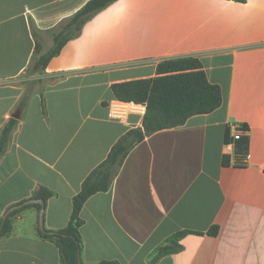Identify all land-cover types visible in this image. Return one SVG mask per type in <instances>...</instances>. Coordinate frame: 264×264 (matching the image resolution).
Segmentation results:
<instances>
[{
    "label": "crops",
    "instance_id": "0c3cea01",
    "mask_svg": "<svg viewBox=\"0 0 264 264\" xmlns=\"http://www.w3.org/2000/svg\"><path fill=\"white\" fill-rule=\"evenodd\" d=\"M89 1L0 0V136L28 82L42 85L0 160V222L35 205L7 215L43 186L55 194L44 229H64L87 176L121 137L142 127L145 106L110 119L117 101L111 86L154 78L165 61L196 58L220 86L222 106L131 151L111 189L82 209V261L264 264V0H118L42 74L28 75L36 45L46 54ZM239 127L247 152L226 155ZM40 212L31 206L13 215L12 231L0 237V264H62L57 246L39 235ZM174 241L182 250L157 258Z\"/></svg>",
    "mask_w": 264,
    "mask_h": 264
},
{
    "label": "trees",
    "instance_id": "16d2710c",
    "mask_svg": "<svg viewBox=\"0 0 264 264\" xmlns=\"http://www.w3.org/2000/svg\"><path fill=\"white\" fill-rule=\"evenodd\" d=\"M118 0H90L74 14L63 25L62 29L54 35V46L43 55L36 45L32 64L27 70L28 75L43 72L50 60L60 54L62 48L70 40L77 38L86 23L92 20L97 14L110 7ZM244 2L245 0H234ZM31 33L37 38L39 31L30 21ZM34 87L27 85L25 93L20 100L17 112L22 115L28 107L33 95ZM114 98L123 103L145 106L142 127L129 130L111 148L107 158L99 164L82 183L80 192L73 198L72 213L68 225L58 231L39 229V235L48 241L53 242L61 256L62 264H82L83 241L81 228L85 222L81 212L88 200L98 194L108 192L127 157L131 151L146 137L152 134L184 125L189 118L196 115L210 114L222 106V91L220 86L210 83L207 74L203 69L200 60L196 58H184L162 62L157 67V75L150 79H141L123 83H115L111 86ZM43 113L46 115L45 101L42 102ZM19 119L11 117L0 136V160L4 155L10 137L14 132ZM242 128V127H241ZM246 131V129L242 128ZM248 149V138L242 137L236 142L235 153L243 156ZM55 196L50 189L40 186L29 200L43 201L44 205H31L39 211L45 210L49 199ZM9 214L0 222V237L8 235L13 224L11 218L14 214L29 208ZM219 228L213 227L208 235L215 237ZM180 233L177 237L184 236ZM182 245L177 241L161 247L157 258L179 253ZM100 264H120L116 261H103Z\"/></svg>",
    "mask_w": 264,
    "mask_h": 264
},
{
    "label": "built area",
    "instance_id": "2783aa9c",
    "mask_svg": "<svg viewBox=\"0 0 264 264\" xmlns=\"http://www.w3.org/2000/svg\"><path fill=\"white\" fill-rule=\"evenodd\" d=\"M143 107V105H141ZM136 106V104H127L119 101H114L109 104V117L110 119H125L128 113L132 112L133 110L142 111L143 108ZM246 131L242 130L241 127L237 128L235 131L234 136L228 141L225 145L224 152L226 155H232L235 153L236 142L240 140ZM248 157V156H247Z\"/></svg>",
    "mask_w": 264,
    "mask_h": 264
},
{
    "label": "water",
    "instance_id": "95a60500",
    "mask_svg": "<svg viewBox=\"0 0 264 264\" xmlns=\"http://www.w3.org/2000/svg\"><path fill=\"white\" fill-rule=\"evenodd\" d=\"M19 116H20V114L19 113H16L14 115V118L18 119ZM30 204H41V205H44L43 201H40V200H30V201L24 202V203H22V204H20L18 206L13 207L12 209H10L8 211L7 215L10 212L14 211V210H18V209H20V208H22V207H24L26 205H30ZM43 214H44V210L42 209L41 212H40V228H41V230H44V222H43L44 221V218H43ZM156 261H157V259H155L152 264H154ZM79 263L82 264V262H81L80 259H79Z\"/></svg>",
    "mask_w": 264,
    "mask_h": 264
},
{
    "label": "rangeland",
    "instance_id": "374dc122",
    "mask_svg": "<svg viewBox=\"0 0 264 264\" xmlns=\"http://www.w3.org/2000/svg\"><path fill=\"white\" fill-rule=\"evenodd\" d=\"M47 50H44V51H41L42 53H44V52H46ZM40 74H42V72H40V73H36L35 75H40ZM35 75H33V76H35ZM33 84V87L34 88H42V85L40 84V82H38V81H30V82H28V85H32Z\"/></svg>",
    "mask_w": 264,
    "mask_h": 264
}]
</instances>
